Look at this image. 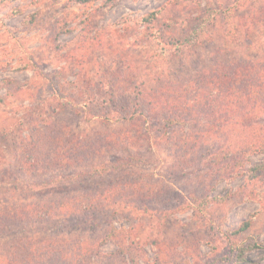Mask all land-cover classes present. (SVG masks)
<instances>
[{
  "label": "rangeland",
  "instance_id": "obj_1",
  "mask_svg": "<svg viewBox=\"0 0 264 264\" xmlns=\"http://www.w3.org/2000/svg\"><path fill=\"white\" fill-rule=\"evenodd\" d=\"M61 17L66 31L57 36ZM85 36L95 40L86 45ZM183 39L185 48L177 49L173 42ZM261 57L264 0H0V83L18 84L0 88V209L15 221L0 230L2 244L29 241L39 251L49 241L69 251L68 258L45 253L42 264H233L221 230L250 220L243 242L257 248L239 264H264V201L257 194L264 195V174L252 183L240 176L200 192L193 177L173 169L165 141L170 132L164 134L169 128L151 120L140 137L129 133L136 120H113L114 113L136 111L147 85ZM68 126L75 133L122 135L105 157L108 170L99 160L50 161L59 148L53 140L42 145L50 153L46 167L23 169L31 141ZM252 160L262 162V155ZM125 179L162 189L161 197L132 202L115 192V200L103 196ZM228 192L236 196L220 206L191 200L192 194ZM93 194L96 210L59 211L65 201ZM25 205L38 208L40 217L17 219L15 209ZM43 205L56 215L44 216Z\"/></svg>",
  "mask_w": 264,
  "mask_h": 264
},
{
  "label": "trees",
  "instance_id": "obj_2",
  "mask_svg": "<svg viewBox=\"0 0 264 264\" xmlns=\"http://www.w3.org/2000/svg\"><path fill=\"white\" fill-rule=\"evenodd\" d=\"M244 2L246 3L247 0ZM144 20L151 21L152 18L147 17ZM65 24L63 17L56 21L54 30L57 36L66 31ZM89 39H91V43L95 40L94 37L85 36L86 45ZM189 41L196 42L194 39ZM173 45L177 49H184V39L174 41ZM17 86L18 84L11 80L0 83V88H15ZM140 94L139 108L137 107L136 111L129 113V116H120L114 113L113 120L128 118L136 120L132 132L129 133L140 137L147 136L145 126L151 120L161 123L164 128H169V131L166 130L164 134L170 132L169 135H166L165 141L168 144L169 153L174 157L173 169L177 173L182 171L183 174L193 177L198 183L197 188H200V192L203 190L209 193L221 181H233L240 176L246 177L245 182L252 183L264 174V57L254 61L221 63L204 69L195 77L147 85L141 89ZM2 99L0 98V100ZM111 99L109 97L108 101ZM110 117V114L105 116L108 120ZM139 121L142 123L139 124ZM71 129L69 126L67 128L59 127L55 132H46L45 138L37 137L36 142L29 140L31 141L30 146L26 147L21 160L23 169L27 164L37 171L38 168L46 167L50 153L49 150L45 153L42 145L48 144L47 141L53 144V140L59 148L55 151L53 160L50 161L57 160V162L69 165H80L85 161L99 160L103 162V165L99 166L108 170L109 162H106L105 157L111 154V150L114 148L113 140L122 138V135L117 131L112 133H103V131L75 133ZM129 133L126 134L125 141H129ZM40 134L42 132L38 135ZM256 155H262V162L256 163L252 160V157ZM247 163L250 165L246 166ZM125 180L126 184L124 185L121 182L113 183L111 187L114 190L110 191L111 187L107 188L103 196L115 200L113 197L115 192L114 195L118 194L125 201L132 202L137 200L150 202L161 197L159 195L162 189L159 191V188L156 190L148 184L140 185V183L132 181L131 183L128 179ZM257 194L261 202L264 201V195ZM197 195L199 194H192L191 197L195 205L209 201L215 202L219 206L236 196L235 193L230 192L211 198L207 193L201 197ZM98 200L99 197L95 194L86 197V199L75 198L74 203L68 200L60 205L59 211L67 209L71 213L92 212L96 210V201ZM77 201L80 204H76ZM31 206L25 205L23 208H16L17 219L29 221L40 217L41 212L37 210L38 208ZM43 207H45L42 209L45 212L44 216L47 215V212L52 216L56 215L54 212L51 213L52 211L47 209V206L43 205ZM203 208L205 209L206 206L204 205ZM10 220L9 217L4 216L3 210L0 209V230L10 226L11 222H15ZM250 227L251 222L247 220L234 230H221V236L225 238L224 241L230 244V251L233 253L231 259L235 261L233 264H239L245 260L244 255L247 250L257 248L256 244H244L243 242L245 240L243 235ZM16 242L19 244L6 245L0 241V264H42L40 257L51 251L60 252L61 258L69 256V251H60L54 247L56 242L41 243L39 251L38 246L34 245L35 243L30 244L29 241L21 242V240Z\"/></svg>",
  "mask_w": 264,
  "mask_h": 264
}]
</instances>
